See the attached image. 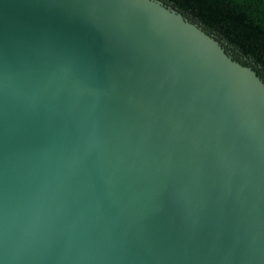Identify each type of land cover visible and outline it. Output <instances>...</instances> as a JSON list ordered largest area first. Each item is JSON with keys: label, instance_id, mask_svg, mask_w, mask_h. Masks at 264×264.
Masks as SVG:
<instances>
[{"label": "water", "instance_id": "1", "mask_svg": "<svg viewBox=\"0 0 264 264\" xmlns=\"http://www.w3.org/2000/svg\"><path fill=\"white\" fill-rule=\"evenodd\" d=\"M0 264H264V83L164 0H0Z\"/></svg>", "mask_w": 264, "mask_h": 264}, {"label": "trees", "instance_id": "2", "mask_svg": "<svg viewBox=\"0 0 264 264\" xmlns=\"http://www.w3.org/2000/svg\"><path fill=\"white\" fill-rule=\"evenodd\" d=\"M224 46L264 83V0H164Z\"/></svg>", "mask_w": 264, "mask_h": 264}]
</instances>
